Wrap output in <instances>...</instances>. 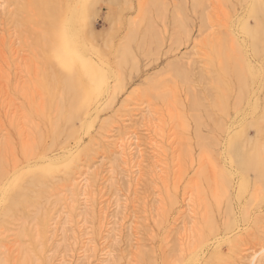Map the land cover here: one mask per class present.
Wrapping results in <instances>:
<instances>
[{"label": "rangeland", "instance_id": "obj_1", "mask_svg": "<svg viewBox=\"0 0 264 264\" xmlns=\"http://www.w3.org/2000/svg\"><path fill=\"white\" fill-rule=\"evenodd\" d=\"M262 236L264 0H0V264H251Z\"/></svg>", "mask_w": 264, "mask_h": 264}, {"label": "bare ground", "instance_id": "obj_2", "mask_svg": "<svg viewBox=\"0 0 264 264\" xmlns=\"http://www.w3.org/2000/svg\"><path fill=\"white\" fill-rule=\"evenodd\" d=\"M68 32H69V43L72 47H75L76 49H80L81 45L86 44V40H85V36L83 33V30L81 28V26L76 23L74 20L70 19L69 24H68ZM256 29V28H255ZM68 41V40H67ZM83 47V46H82ZM86 47V46H85ZM81 49H85V48H81ZM79 67V66H78ZM81 70V69H80ZM183 74V73H181ZM80 75V74H79ZM89 75V74H88ZM180 75V73H179ZM184 75V74H183ZM80 77V76H79ZM78 77V78H79ZM95 87V86H94ZM139 137H133V138H129L126 137L124 139H121L120 141H118L119 144H117V148H119L120 152H121V158L123 163L128 162V160H131L132 158H130L128 155H133V152H135L136 156L138 157H143L144 155V151L141 148V145L138 143ZM119 140V139H118ZM135 140L134 142H136V146L135 147H130V144L132 143V141ZM131 142V143H130ZM135 145V144H134ZM133 145V146H134ZM127 150H129V152H127ZM120 158V159H121ZM134 159V157H133ZM135 160V159H134ZM141 161V160H140ZM158 161V160H157ZM127 164V163H126ZM137 164V163H136ZM155 179V178H154ZM85 209V208H84ZM189 216V215H188ZM190 217V216H189ZM117 229V228H115ZM109 259V258H108ZM264 260V246L261 248V250L259 252H256L252 257H251V264H257V263H261Z\"/></svg>", "mask_w": 264, "mask_h": 264}, {"label": "snow or ice", "instance_id": "obj_3", "mask_svg": "<svg viewBox=\"0 0 264 264\" xmlns=\"http://www.w3.org/2000/svg\"><path fill=\"white\" fill-rule=\"evenodd\" d=\"M262 240H264V236H262Z\"/></svg>", "mask_w": 264, "mask_h": 264}]
</instances>
